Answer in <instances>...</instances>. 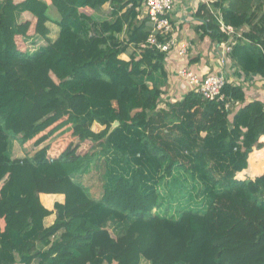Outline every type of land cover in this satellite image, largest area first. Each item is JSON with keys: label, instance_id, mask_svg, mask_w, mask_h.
I'll use <instances>...</instances> for the list:
<instances>
[{"label": "trees", "instance_id": "trees-1", "mask_svg": "<svg viewBox=\"0 0 264 264\" xmlns=\"http://www.w3.org/2000/svg\"><path fill=\"white\" fill-rule=\"evenodd\" d=\"M141 6L0 0V264H264V243L239 248L255 229L264 241V171L236 177L264 145V101L226 82L222 99L192 90L158 107L166 52L146 45ZM210 6L202 35L264 78V0ZM65 128L87 147L51 155Z\"/></svg>", "mask_w": 264, "mask_h": 264}, {"label": "crops", "instance_id": "crops-1", "mask_svg": "<svg viewBox=\"0 0 264 264\" xmlns=\"http://www.w3.org/2000/svg\"><path fill=\"white\" fill-rule=\"evenodd\" d=\"M141 2L142 8L144 7L143 0ZM175 2L174 10L169 16L172 23L170 35L175 39V44L166 52L164 58L167 82L162 87L163 92L160 96L159 104L165 93L170 95V97L175 94L179 95L178 99L171 97L172 100L167 102L172 103L180 100L193 90L192 85L180 74L181 69L184 67L199 77L222 72L226 75L229 83L242 87L245 92V101L253 99L264 101V78L257 74L241 71L228 54L223 55V43L212 40L208 35H202L203 32L200 29L202 20L201 17H196L198 6L188 3L186 0H175ZM213 10L212 8V12ZM143 14L146 15L145 7ZM182 45L185 46V52H180L179 50ZM122 56L127 58L125 54ZM239 106L240 103H237L235 108ZM260 141L264 143V135L260 137ZM262 158H264V145L260 149L254 148L249 153L247 169L238 173L236 177L243 179L244 177H241L240 174L246 171L251 176L261 174L264 171ZM251 159L253 160L252 165L250 164ZM43 197L48 200L52 198L62 199L61 196L57 195H41V199Z\"/></svg>", "mask_w": 264, "mask_h": 264}, {"label": "built area", "instance_id": "built-area-1", "mask_svg": "<svg viewBox=\"0 0 264 264\" xmlns=\"http://www.w3.org/2000/svg\"><path fill=\"white\" fill-rule=\"evenodd\" d=\"M188 3L198 6L204 4L210 8L212 0H186ZM175 0H143L146 9V16L149 19L150 32L146 39V45L156 50L168 52L175 44V39L170 35L172 23L169 18L174 10ZM220 25L225 27L219 19ZM234 30L229 29V40L232 39ZM180 52H185V46L180 47ZM231 47L228 42L223 43V55L229 54ZM223 60V59H222ZM180 74L193 87V91L200 94L205 99H222V88L228 82L226 75L222 72L211 73L206 76L199 77L186 67L182 68Z\"/></svg>", "mask_w": 264, "mask_h": 264}, {"label": "rangeland", "instance_id": "rangeland-1", "mask_svg": "<svg viewBox=\"0 0 264 264\" xmlns=\"http://www.w3.org/2000/svg\"><path fill=\"white\" fill-rule=\"evenodd\" d=\"M210 8H212V6H210ZM54 10L55 9H53L51 7V9H49V13L55 15L56 13L54 12ZM143 11H144V7L141 8V14H143ZM27 23L30 26L28 25L26 27H23L24 29L21 30L22 31L21 34L17 37V42H18V45L20 47H27V48L30 49L31 47H36L37 44L39 43V41L35 37L25 38L26 36H24V35H28V34H30L32 32V21H31V19L28 18V22ZM49 26L52 29L51 35L55 36L56 32H57V27L53 23H49ZM27 27H29V28H27ZM31 51L32 50H30L29 52H31ZM163 97L161 98V101H160V104H159L160 107H167V104H168L167 102L169 100H172L171 97H173L175 99H178L179 95L175 94V95L170 97V95L165 93V95ZM100 128H101V126H99L98 124H95L93 126L94 130H99ZM86 147H87V145L86 144H81L77 138H72L69 135V128H65L64 130L59 131L58 133H56L52 137L50 154L51 155H58L61 151L69 152V153L71 152V153L74 154L76 151L83 150ZM31 150H32L31 143L27 144L23 148L20 147L16 143L15 144V150H14V156L15 157L22 156V155L26 154V152H31ZM240 176L244 177V178H246V177H249L251 179L254 178V176H251V174L248 171L240 174ZM42 200L47 206L52 207V202L55 199L52 198L51 200L50 199L48 200V199H46V197H43ZM54 217H55L54 214H52L51 216L46 217L45 218V224L49 225L50 223H52L53 220H54ZM260 227L264 229V222L261 224ZM257 232H258L257 229H255L252 232V239L251 240H248V238L246 237L243 241H241L242 243H239L240 242L239 241L238 242L239 243V248L241 250L252 251L255 248H257L258 246L262 245L264 243V241H260V240L257 239V237H256Z\"/></svg>", "mask_w": 264, "mask_h": 264}, {"label": "water", "instance_id": "water-1", "mask_svg": "<svg viewBox=\"0 0 264 264\" xmlns=\"http://www.w3.org/2000/svg\"><path fill=\"white\" fill-rule=\"evenodd\" d=\"M118 123H119L118 120H115V121L113 122V124H112V127L118 125Z\"/></svg>", "mask_w": 264, "mask_h": 264}]
</instances>
